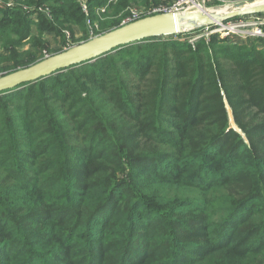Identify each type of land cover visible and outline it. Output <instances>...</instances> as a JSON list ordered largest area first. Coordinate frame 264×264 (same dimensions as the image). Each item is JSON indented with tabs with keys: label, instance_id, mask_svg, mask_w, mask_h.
I'll return each mask as SVG.
<instances>
[{
	"label": "trees",
	"instance_id": "16d2710c",
	"mask_svg": "<svg viewBox=\"0 0 264 264\" xmlns=\"http://www.w3.org/2000/svg\"><path fill=\"white\" fill-rule=\"evenodd\" d=\"M108 1L0 0V77L176 0ZM177 38L0 94V264H264V40Z\"/></svg>",
	"mask_w": 264,
	"mask_h": 264
},
{
	"label": "water",
	"instance_id": "95a60500",
	"mask_svg": "<svg viewBox=\"0 0 264 264\" xmlns=\"http://www.w3.org/2000/svg\"><path fill=\"white\" fill-rule=\"evenodd\" d=\"M251 15H264V3H239L228 12L196 10L147 16L47 57L33 66L1 76L0 94L13 91L25 84L36 83L75 66L94 62L116 50L145 40L184 35L217 23Z\"/></svg>",
	"mask_w": 264,
	"mask_h": 264
},
{
	"label": "built area",
	"instance_id": "2783aa9c",
	"mask_svg": "<svg viewBox=\"0 0 264 264\" xmlns=\"http://www.w3.org/2000/svg\"><path fill=\"white\" fill-rule=\"evenodd\" d=\"M109 1L111 3L114 2V0ZM206 1H209L211 6H213V4H221L223 6H231L233 8L239 3H264V0H203L204 3ZM202 9V0H176L172 4H161L142 12L133 11L132 16L125 21V24L156 14L169 12L184 13ZM189 33H193V35H195L194 38L189 40L193 44L199 39L210 41L212 37H218L223 40H232L237 36L264 38V15L240 17L222 23H217L212 26H207Z\"/></svg>",
	"mask_w": 264,
	"mask_h": 264
},
{
	"label": "rangeland",
	"instance_id": "374dc122",
	"mask_svg": "<svg viewBox=\"0 0 264 264\" xmlns=\"http://www.w3.org/2000/svg\"><path fill=\"white\" fill-rule=\"evenodd\" d=\"M110 3L111 2L108 1L104 6H100L99 8H97L98 9L97 10V12H98L97 14L99 15L98 19H99L100 22H105V20L108 19L106 16H104V12L107 10L106 7L109 6ZM205 3L202 0V5H203V9L202 10H206L205 7H204ZM9 6H11V5H9ZM211 7H213V8H217V7L221 8V7H226V6H223L221 4H218V5L213 4V6H211ZM229 7H231V6H229ZM96 25H97V27L92 29L91 25L88 24V30H89V33H90L89 35L91 36V38L89 40L95 38V35L92 34V32L94 31V29H98L99 24H96ZM76 32L78 33V35H77L78 39H81V37H82L81 32L78 29L76 30ZM96 37H98V36H96ZM194 37H195V35H193V33H188V34H184V35H178L177 39L178 40L183 39L184 41H187V42L191 43L189 40H191ZM259 39L264 40V38H254V37H249V36L248 37L247 36H237V37H234L232 40H228V41H232L231 43H238V44H242L243 45L245 43L249 44L250 42H255L256 40H259ZM49 42H50V44H51V46H52V48L54 50V54L52 56L57 55L59 53H62V52H64V51H66V50H68V49L73 47V46H68V45H67L68 47L63 46L59 41H56L54 39V37L53 38H49ZM84 42H86V41L81 40V41H79L78 44H76V46L80 45V44H82ZM262 42H264V41H261V43L258 42L259 43L258 44L259 48H262L261 46L264 44ZM191 44L193 46H195V44H193V43H191ZM228 111H229V114L231 116L232 112L230 111L229 108H228ZM231 126L233 128H235V124H234V121L232 120V116H231Z\"/></svg>",
	"mask_w": 264,
	"mask_h": 264
},
{
	"label": "bare ground",
	"instance_id": "6f19581e",
	"mask_svg": "<svg viewBox=\"0 0 264 264\" xmlns=\"http://www.w3.org/2000/svg\"><path fill=\"white\" fill-rule=\"evenodd\" d=\"M204 7H205V9H206L207 11H210V12H213V11L228 12V11L234 9L233 7H228V6H226V7H221V8H218V7H217V8H213V7L210 6L209 1H206Z\"/></svg>",
	"mask_w": 264,
	"mask_h": 264
}]
</instances>
